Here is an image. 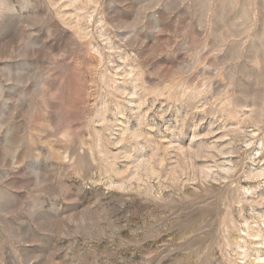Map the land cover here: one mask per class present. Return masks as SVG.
<instances>
[{"label":"rangeland","instance_id":"374dc122","mask_svg":"<svg viewBox=\"0 0 264 264\" xmlns=\"http://www.w3.org/2000/svg\"><path fill=\"white\" fill-rule=\"evenodd\" d=\"M0 264H264V0H0Z\"/></svg>","mask_w":264,"mask_h":264}]
</instances>
